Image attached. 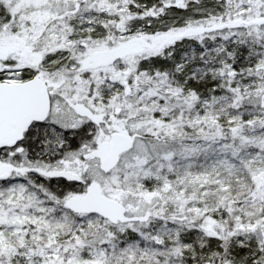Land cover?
Segmentation results:
<instances>
[{
    "label": "snow or ice",
    "instance_id": "1",
    "mask_svg": "<svg viewBox=\"0 0 264 264\" xmlns=\"http://www.w3.org/2000/svg\"><path fill=\"white\" fill-rule=\"evenodd\" d=\"M0 264H264V0H0Z\"/></svg>",
    "mask_w": 264,
    "mask_h": 264
}]
</instances>
